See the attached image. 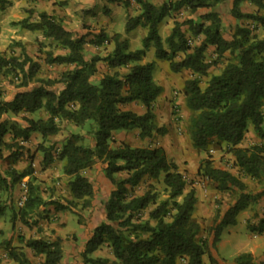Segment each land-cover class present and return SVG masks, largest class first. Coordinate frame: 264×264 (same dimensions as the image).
Segmentation results:
<instances>
[{"label": "trees", "instance_id": "1", "mask_svg": "<svg viewBox=\"0 0 264 264\" xmlns=\"http://www.w3.org/2000/svg\"><path fill=\"white\" fill-rule=\"evenodd\" d=\"M105 1L129 5L126 0ZM228 1L166 0L155 6L148 0H134L139 14L127 19L124 31L129 33L138 27L147 30L141 40L142 48L134 51L129 50L128 39L120 34L108 38L100 31L87 42L85 35L66 30L61 22L45 12L39 14L38 21L23 19L15 23L27 31H40L44 38L66 50L59 55L47 51L45 65L68 68L55 79H40L37 77L40 64L27 54L0 56V76H11L18 81L12 99L0 100V119L27 115L23 117L24 126L17 122L9 125L0 122V159L4 149L9 161L6 169L0 171V191L10 195L16 184L28 179L26 199L18 212H14L23 224L30 226L28 219L43 202L38 187L33 185V168L28 166L18 171L13 167L27 152L20 143L27 142L33 134L46 141L58 134L61 123L86 126L93 138L92 147L82 143L83 136L72 134L55 154L52 145L39 144L37 148L43 155L44 167L55 160L62 164L72 201L79 203L83 210L92 206L95 194L84 172L97 161L104 165L103 175L111 191L103 203V221L92 230L84 245L82 264H178L180 258L186 264H204L205 255L209 264H254L249 253L225 263L216 256V244L223 229L234 225L239 212L264 195V144L236 148L249 126L255 135L264 138V59L260 58L264 53V38L255 33L257 30L264 32V0H231L230 15L237 24L234 32L226 36L220 9ZM244 3L255 10L243 12ZM4 4L5 0H0V10ZM198 10L202 13L196 15V19L194 16L182 22L174 21L165 39L167 49H164L158 34L159 24L175 13L184 11L192 16ZM240 21L247 23L243 25ZM186 34L190 38L200 37L199 42L191 46ZM105 42L112 43L109 54L104 57L93 54L85 59L86 44L99 48ZM150 46L154 48L155 57L167 61L174 74L189 71L203 77L225 54L231 57L218 74L209 77L204 89L198 86V78L185 82L186 107L195 114L190 120V139L192 147L199 151H204L213 141L234 148L235 166L260 182L262 191L256 195L246 192L244 183L236 176L203 161L199 172L215 184L217 191L234 192L237 198L223 213L216 210L207 237L202 240L198 239L199 225L192 219L195 191L191 189L185 193L183 174L175 163L167 160L164 150L127 144L110 146L112 135L120 131L137 130L140 138L163 133L162 128L155 125L151 112V105L162 93V88L152 78L154 63H141ZM209 48L215 55L211 62L206 61ZM98 63H104L109 72L94 79ZM129 103H140L145 113L138 115L120 109ZM39 112L45 117H32ZM7 133L9 142L4 141ZM118 174L125 177L118 179ZM145 180H161L166 197L158 200L157 192L151 189L131 195V191ZM72 201L69 203L74 205ZM67 209L59 204L54 207L55 211ZM2 215L0 207V217ZM248 229L252 233H263L264 218L255 226L248 224ZM3 243L7 259L16 264H31L21 249ZM24 246L34 255L43 257L41 264H59L62 258L59 241L30 238ZM102 247L109 249L111 259L91 257ZM0 264L4 263L0 260ZM259 264H264V259Z\"/></svg>", "mask_w": 264, "mask_h": 264}, {"label": "rangeland", "instance_id": "2", "mask_svg": "<svg viewBox=\"0 0 264 264\" xmlns=\"http://www.w3.org/2000/svg\"><path fill=\"white\" fill-rule=\"evenodd\" d=\"M230 1L226 2L220 9V15L222 19V29L223 34L230 36L235 29L237 22L230 15ZM54 2V4H53ZM68 2V1H67ZM71 2V0H70ZM76 4V8L84 6L83 15L77 14L75 17V22L72 26L74 33L85 35L86 41L89 42L94 38L96 34L100 31H104L102 26L97 27L101 20H97L94 9L90 6V0H72ZM67 4L63 0H5L3 9L0 10V56L8 57L10 55H21L22 53L27 54L34 61L40 64V69L37 77L40 79H55L64 70V67L58 66H48L45 65L43 60L45 53L47 51H53L54 54H60L63 52L62 49L49 39L42 36L40 31L31 32L20 28L16 25L23 19H27L31 22L38 21L39 14L45 12L49 16H52L55 20L61 14L58 8H63ZM86 6V7H85ZM89 8V9H88ZM244 12H252V7L247 6L242 9ZM58 11V12H57ZM103 10L99 13L100 18H102ZM114 14V26L111 33H118L126 36L124 32V26L126 18L128 17V11L125 7H119L112 9ZM254 11V10H253ZM57 13V14H56ZM92 13V14H91ZM187 12L175 13L166 19L165 23H162L161 27L158 29V34L163 42L164 49H167L165 43L166 37L170 34L173 27L174 21L182 22L188 18ZM197 16L194 18L196 19ZM59 19V18H58ZM240 24H246V21H240ZM80 24V25H79ZM186 27L182 29L185 30ZM188 42L191 46L197 44L200 40L198 38L188 37ZM112 35L109 34L110 38ZM140 34L136 35V38L131 40L129 44V50H140L141 45ZM106 43V42H105ZM103 44L101 47H92L91 44H86L84 46V55L87 59L93 54L99 56H106L112 50V44ZM146 52H149L148 56L142 58L141 63L151 60L154 55V49L150 46ZM263 54V53H262ZM260 58L264 59V54ZM263 56V57H262ZM230 55L225 54L220 60L216 62L209 70L206 76L197 77L189 71H181L179 73H172L169 70L168 62L163 61L162 65L158 67L157 70H153L152 78L156 84H162L166 88V93L168 97L165 98L163 105H158L155 102L151 105V112L154 115V123L158 128H162L163 133L159 136L158 134H153L150 138H140L139 131L133 130L129 131L126 137L121 138L116 136L115 133L112 135L110 142L111 147L119 146L120 144H127L131 147H160L164 150L166 158L170 162H176L178 170L183 174L186 182L185 193L193 189L195 191L196 202L199 199L201 208H197L196 211L192 212V219L198 223L200 232L198 239L202 240L207 237V231L211 226L214 219L216 210L224 212L229 206L234 204L237 198V194L234 192H219L215 188V184L211 182L206 176H203L199 172L200 164L203 161H208L211 163L212 167L226 170L232 175L236 176L241 182L244 183L246 187V192L256 195L262 191V186L260 182L246 176L242 171H240L235 166L234 148L227 147L225 144L213 141L210 143L204 151L196 150L192 147L190 139V126L191 118L195 116L186 107V96L184 91V84L187 80L198 78V86L200 89H204L207 81L211 75L218 74L223 67L230 60ZM215 60V55L212 49H208L206 53V61L211 62ZM97 72L94 79L100 78L103 74L108 73L109 70L106 68L104 63H98ZM124 72V70H120ZM17 80L14 77H4L0 76V100H11L14 96L16 89L15 85ZM161 95V94H160ZM159 97V96H158ZM139 104L140 103H136ZM137 108L135 107V110ZM27 115H19L17 117L3 116L0 122H6L9 125L12 122H17V124L24 126L23 117ZM45 117L43 112L32 115L33 118ZM117 133V132H116ZM77 134L83 136L82 143L84 145L92 144V135L87 132V127H77L72 124L61 123L58 134L53 137H49L46 141H43L38 134H33L31 138L25 142L20 143L24 146L25 156L15 163L13 167L21 171L24 168L31 166L33 168V185L37 186L39 189L40 197L42 199L43 205H41L32 216L28 219L30 226L23 224L19 217L15 215L14 212H18V207L16 205L17 199L20 196V186L19 183L13 188L12 193H6L5 191H0V207L3 208V215L0 217V249H4L3 238H6L9 234L12 236L13 240H19L21 244L28 234V228L36 229L38 233H43L44 228L47 232L53 234L55 229H50L51 223H54V227H60L69 231L68 237L75 240L74 235L71 233V228H74V220L84 226V231L86 235L90 233V229L87 226V221L89 222L92 212L89 210L93 208L91 206L89 209L83 210L79 203L72 201L69 188L67 186L68 178L62 173V164L55 160L52 164L47 167L43 166L42 160L43 155L37 150L39 144H43L45 147L50 145L53 146L52 152L55 154L60 147L66 142L67 138L72 135ZM5 142H9V134L4 137ZM264 144V138H259L254 134L253 131H247L243 141L236 148L247 149L254 145ZM7 152L1 150L0 159V171L6 169L9 161L6 159ZM174 162V163H175ZM104 165L97 161L91 169L86 170L84 174L90 179L94 186L95 194L92 203L94 202L95 207H100V204L104 202L106 196L111 190L109 182L105 179L103 175ZM124 174L116 175V178H124ZM25 180H28L25 178ZM151 189L153 192H157L158 200L164 199L166 197V192L162 185L161 180H145L139 186L131 191V195H140L143 192ZM179 200V199H177ZM72 201L74 205L69 202ZM62 205L69 210H64L68 218L65 223H58L54 221L51 217L52 210H54L55 205ZM70 204V205H69ZM196 204V203H195ZM204 207V208H203ZM195 208V206H194ZM94 209H92L93 211ZM247 212L241 214V218L238 217L235 233L236 239L234 245L236 247L241 246L245 248L246 245L252 243L254 245L261 244V234L252 233L248 229L249 225H256L259 218L264 216V195L260 197L257 202L247 209ZM15 215V218L12 217ZM53 227V228H54ZM85 234L84 237L86 236ZM222 234V232H221ZM220 234V237H221ZM228 236L224 233L222 237V248L221 252L218 253L217 244L221 242L220 238L216 244V256L218 260L225 262L233 261V244L229 247ZM73 237V238H72ZM101 251L108 252L107 247H102ZM110 252V251H109ZM237 254V253H236ZM243 254L239 253L238 255ZM236 255V257L238 256ZM205 264H209L207 256H204ZM254 260V258H253ZM36 261V260H35ZM178 264H186L185 260L180 258ZM254 264H257L254 262Z\"/></svg>", "mask_w": 264, "mask_h": 264}, {"label": "crops", "instance_id": "3", "mask_svg": "<svg viewBox=\"0 0 264 264\" xmlns=\"http://www.w3.org/2000/svg\"><path fill=\"white\" fill-rule=\"evenodd\" d=\"M63 1H65L67 4H65L63 6V8H61V9L58 8L59 13H61V14L58 16L59 19L57 18L56 21L61 22L63 27L66 30L73 32L74 29L72 28L73 27L72 25L74 23H76L75 22V18H76L75 16L77 14L82 16L83 15V11H84L85 8H84V6H80V8H76V4H74L72 2V0H71V2H70V0H63ZM90 1H91L90 2L91 3L90 6L95 11V13L93 15L96 14L95 17L97 18V20L98 19L101 20V23H99V25L97 27L102 26V29L104 30L103 32H105V34L108 37H109V34L110 35L118 34V33H111L112 32V28L114 26V14H113L114 11H112V9L114 10L116 8L125 7V6H123L119 2H117V3H108L105 0H90ZM126 1L129 2V5L127 7H125V9L129 12L128 13L129 14L128 17L126 18V21H127L128 18L138 15L139 11H138L137 5L134 3V0H126ZM148 1L150 3H152L153 5H155V6H160L166 0H148ZM53 4H54V2H53ZM247 6H251V5L246 4V3L242 4L241 10L243 8L247 7ZM251 7H252V11L255 10V8L253 6H251ZM103 9H104V11H103L104 13L102 15V18H100L99 13ZM181 12H184V11H181ZM200 13H202V10H198L194 15H192V16L189 15L188 17H194V16H196V15H198ZM166 19H168V17L165 18L159 24L158 29L161 27L162 23H165V21H167ZM74 32H76V31H74ZM146 32H147V30L138 27V28L134 29L133 31H131L129 33H125L126 36H124V37H126L128 39L129 44H130L131 40L133 38L134 39L136 38V35L140 34L141 38H143L146 35ZM255 33L257 34V36L259 38H264V32L263 31L257 30ZM120 35H122V34H120ZM105 44H110V43H105ZM209 49H212V48H209ZM62 50H63V52H61L60 54H64L66 52V50H64V49H62ZM109 51H111V50H109ZM108 53H110V52H108ZM148 54H149V52L145 51L144 56L146 57V56H148ZM57 55H59V54H57ZM154 55H155V53H154ZM90 57L91 56H89V58ZM85 59H87L86 56H85ZM149 62H153L154 63V71H155V70L158 69V67H160L162 65L163 61L157 59L156 57H153L151 60H149L147 62H143V63H149ZM58 67H64V70L68 69L66 66H58ZM158 85L162 88V93L156 99V102H158V105L161 106V104L163 105V103L165 101V98L168 97V94L166 93V88L162 84H158ZM135 107L137 108L136 110H135ZM120 109L123 110V111H131V112H134V113H136L138 115H141V114L145 113V108L141 104L139 105V104H136V103H129V104L122 105V106H120ZM247 131L251 132L252 131V127L249 126ZM128 133L129 132H126V131H120V132L115 133V135L120 137L121 141H123V138L126 137V135ZM158 135L160 136L161 134H158ZM90 146L92 147L93 145L91 144ZM175 164H176V162H175ZM105 201H106V199L104 200V202ZM103 203L100 204L99 208L95 207L94 202L92 203L93 208H91L89 210L90 212H92V215L90 217L89 222L87 221V226L90 229V233L88 235H86L87 233H86V231H84V226L82 224L77 223L74 220V218L72 217V220L74 221L75 226H74V228H71V233L74 235V237H75L74 239L75 240H72L71 238L69 239V237L67 236L70 230H68L67 228H66V230H64L63 228H60V227H56V226L54 227V223H51L50 229H55V232H53V234L50 233V232H52L51 230H50V232H47L46 228H44V232L43 233H38L36 229H31L30 230L28 228L29 232L26 235L27 238L25 240H23V241L25 243V241L27 239H30V238L31 239H41V240H44V241H47V242L59 241L60 247H61V250H62V258H61L59 264H82L81 254L83 252L84 245L87 242V240L89 239V237L91 236L92 230L98 224H100L103 221V218H104ZM198 207L201 208V204H200L199 199L197 200V202L195 204L194 211H196V209ZM92 209H94V210L92 211ZM52 211H53V213H51L50 215H51L52 218H54L55 222L65 223V221L67 219L69 221L68 216L64 212L55 211V210H52ZM246 212H247L246 210H243V211L239 212V214L237 215V219H238V217L241 218V214L242 213H246ZM261 218H264V216L261 215V217L259 219H261ZM237 219H236V222H235L234 225L227 226V227H225L223 229L221 237H220L221 242H219L217 244L218 253L221 252L220 249L222 248V242H223L222 237L224 236V233H226L227 235L228 234L230 235V236H228L229 237L228 238L229 247L234 243V241L236 239L235 227H236ZM30 228H32V226H30ZM83 234H85L86 236L84 237ZM2 242H8L11 247H16V248L21 249V251L25 254L26 258L29 260V262L31 264H41V262L43 261V257L42 256L34 255V252L31 249L25 247L24 244H21V242L19 240L18 241L17 240H13L12 236L10 234L6 238H3ZM233 247H234L233 250L235 252L233 254H235V255H233L232 259L234 257H236V255H238L239 253H249V254H251L253 256L254 262L259 264L264 259V231L261 234V244L254 245L252 243H249L248 245L245 246V248H242L241 246L236 247L235 245ZM101 249L93 252L91 254V257H93V258L104 257V258H109V259L112 258V256H111L109 251L105 252V251H101ZM0 260L4 264H16L13 261H10L9 259H7V255H6L5 249H0ZM202 261H203L204 264L206 263L205 260H204V257L202 258Z\"/></svg>", "mask_w": 264, "mask_h": 264}, {"label": "built area", "instance_id": "4", "mask_svg": "<svg viewBox=\"0 0 264 264\" xmlns=\"http://www.w3.org/2000/svg\"><path fill=\"white\" fill-rule=\"evenodd\" d=\"M27 180L22 179L19 182V186H20V196L17 199L16 205L17 207H21L26 199V194H27V184H26Z\"/></svg>", "mask_w": 264, "mask_h": 264}]
</instances>
